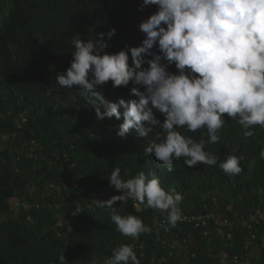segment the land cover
Segmentation results:
<instances>
[{"label":"trees","instance_id":"1","mask_svg":"<svg viewBox=\"0 0 264 264\" xmlns=\"http://www.w3.org/2000/svg\"><path fill=\"white\" fill-rule=\"evenodd\" d=\"M142 3L0 0V264H59L61 254L68 264H104L122 244L134 246L141 264H264V128L246 138L225 114L217 143L199 130L180 129L205 140L217 165L190 168L180 159L168 172L146 153L144 138L117 135L123 117L98 120L79 89L56 83L71 65L76 34L106 43L109 54L140 46L145 35L139 25L158 10L142 9ZM113 28L115 35L101 41L99 34ZM152 51L159 54L157 47ZM168 71L178 73L174 64ZM133 87L145 90L132 82L113 88L109 81L97 91L110 102L129 101L138 99ZM241 154L242 173L226 175L219 163ZM115 167L125 180L141 170L155 173L166 191L181 193L177 226L165 231L159 211L118 201L121 215H135L152 228L135 240L118 232L109 210L93 203L122 194L107 178Z\"/></svg>","mask_w":264,"mask_h":264},{"label":"clouds","instance_id":"2","mask_svg":"<svg viewBox=\"0 0 264 264\" xmlns=\"http://www.w3.org/2000/svg\"><path fill=\"white\" fill-rule=\"evenodd\" d=\"M150 5H157L158 10L139 25L145 38L138 47L109 54L106 43L74 35L71 65L56 76V83L61 88L79 89L98 120L123 117L117 135L144 138L146 153L154 154L168 172L175 170L174 162L180 159L190 168L215 166L218 158L205 150L206 141L186 136L180 129L199 130L207 135L208 143H217L226 124L225 114L242 126L246 138L254 135V128H264V0H143L141 8ZM115 33L114 28L100 33V40L105 35L111 39ZM154 47L159 54L152 51ZM145 63L147 68L142 67ZM173 64L178 73L168 71ZM109 81L113 88L132 82L145 90L133 87L131 93L138 99L110 102L97 91ZM155 112L163 115V122ZM259 156L264 159V149ZM244 159L242 154L228 155L219 167L226 175L236 176L243 171ZM107 178L122 194L93 203L109 210L123 236L135 240L150 234L152 228L135 215H121L114 207L118 201L121 206L131 200L136 208L143 205L159 211L166 220L165 231L182 219V194L166 191L155 173L141 170L125 180L121 168L115 167ZM58 261L68 264L64 254ZM104 264L141 261L133 245L122 244Z\"/></svg>","mask_w":264,"mask_h":264},{"label":"rangeland","instance_id":"3","mask_svg":"<svg viewBox=\"0 0 264 264\" xmlns=\"http://www.w3.org/2000/svg\"><path fill=\"white\" fill-rule=\"evenodd\" d=\"M14 201H15L14 203H18V199H17V200L15 199ZM17 206L19 207V205H18V204H17Z\"/></svg>","mask_w":264,"mask_h":264},{"label":"built area","instance_id":"4","mask_svg":"<svg viewBox=\"0 0 264 264\" xmlns=\"http://www.w3.org/2000/svg\"><path fill=\"white\" fill-rule=\"evenodd\" d=\"M262 215V214H261ZM264 216V215H263Z\"/></svg>","mask_w":264,"mask_h":264}]
</instances>
